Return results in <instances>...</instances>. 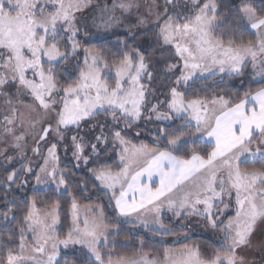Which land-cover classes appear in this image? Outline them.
Here are the masks:
<instances>
[{
    "label": "snow or ice",
    "instance_id": "snow-or-ice-1",
    "mask_svg": "<svg viewBox=\"0 0 264 264\" xmlns=\"http://www.w3.org/2000/svg\"><path fill=\"white\" fill-rule=\"evenodd\" d=\"M90 3L0 0L2 135L11 136V148L26 159V134H17L26 113L34 133L32 152L43 160L38 171L31 160L9 171L7 165L14 164L15 157L7 155L6 148L2 153L6 164L0 165L7 172L5 189L22 188L29 175L37 185H54V191L63 190L70 198L71 221L61 235L59 200L41 211L33 196L19 220L14 205L6 203L0 212L5 222L0 264H160L147 257L135 261L113 256L121 223L147 229L146 217L152 215L164 228L160 214L165 207L176 217H200L222 236L208 253L188 244L176 254L165 249L163 264H255L246 254L264 253V238L253 244L257 232L264 235V0H239L227 10H222L223 0H149L144 12L139 0H105L86 15ZM117 26L124 27L131 39L118 35L119 50L111 57L106 46H86ZM244 33L250 37L247 41ZM249 63L259 77L255 90L199 95L197 80L242 77ZM157 76L166 89L165 99L151 105L147 119L154 114L157 120L180 123L160 128L155 146L141 143L130 150L119 125L123 121L129 128L144 116L148 85ZM85 121L93 122L90 130L99 128L100 134L94 137L96 143L87 145L78 134L71 136L77 161L87 164L85 148L98 155L97 145H107L109 136L123 146L119 171L108 166L90 169L98 182L93 186L114 202V223H108L101 204L86 206L81 215V205L59 166L58 144L72 128H83ZM41 142L47 145L46 155ZM190 143L205 147H192L181 155ZM86 190L87 184L82 185L81 191ZM233 197L234 214L225 221L221 217L232 207ZM221 204L223 208H218ZM8 224H14V230ZM163 234L174 233L165 229ZM70 249L79 255H69Z\"/></svg>",
    "mask_w": 264,
    "mask_h": 264
},
{
    "label": "trees",
    "instance_id": "trees-1",
    "mask_svg": "<svg viewBox=\"0 0 264 264\" xmlns=\"http://www.w3.org/2000/svg\"><path fill=\"white\" fill-rule=\"evenodd\" d=\"M259 2V0H257ZM239 3V0H223L224 7L222 10H227L228 6ZM230 34V33H229ZM244 39L247 41L250 37L247 33H244ZM121 37L127 38L125 35ZM128 39V38H127ZM117 37L110 36L105 37L102 40H96L93 42H89L86 46H106V54L111 57V53L119 50V45L116 43ZM227 42V41H225ZM217 77H208L207 79L197 80L196 83L200 87L197 89L199 95L202 97H211L214 93L215 94H225L234 91H241V93L246 90L247 88L251 87L255 90L259 87V84H252V85H244V86H235V88L231 85L232 78L237 79V77H229L227 76L226 80L222 83L218 82L213 84L212 81L216 80ZM221 84V85H220ZM203 89V90H201ZM222 89L224 91H222ZM103 117V116H98ZM92 122H90L91 124ZM180 123V121H165V120H155L147 122L145 120H141L138 123L132 124L131 127L125 128L124 124H120L119 128L124 129L122 131V135L125 139L129 142L141 144L145 143L149 146H155L156 136L159 134L160 128H169L170 126H175V124ZM111 128L112 125L109 124ZM106 133V131H105ZM139 133V135H137ZM107 134V133H106ZM111 140V137L109 136ZM160 146L163 148L165 147V142L163 139L159 141ZM110 148V146L108 145ZM192 147H196L197 150L204 148L205 146L201 143H197L196 145H192L191 143L188 145L187 149L181 151V155L184 152L188 151ZM111 149V148H110ZM207 151H211V146L207 147ZM100 152V151H99ZM108 155V154H107ZM113 157L115 154L113 153ZM94 160L91 164L88 163L85 166H81L79 168H74L71 165L67 164H60V168L65 171L66 179L69 183V190L76 196L79 204H101L104 206L105 213L108 216V223H114L117 220L116 213L114 212L113 202L109 201L108 195L105 194V191L99 188H95L93 185L97 183L93 180L92 173L90 169L98 168L102 166L100 164L101 161L94 164ZM246 167V166H245ZM247 167H250L248 165ZM114 170V168H113ZM4 175V174H2ZM7 175V174H6ZM6 175L4 177L6 178ZM27 184L22 187V189H18L15 185H13L15 189L14 193V201L8 203L9 206L15 207V213L17 220H19L23 214L24 209L26 208L27 201H29L33 196L37 199V207L39 208H46L50 207L52 202L59 200L60 201V221H61V229L65 230L69 228L70 217L68 215L69 208H70V198L67 193L63 192V190L59 193L54 191L53 186L50 185H37L35 183V179L33 176L27 177ZM87 184V190L81 191L82 185ZM8 196H5L4 193L0 195V212L6 210V200ZM11 215V213H10ZM168 215V214H164ZM226 215V214H225ZM222 216L225 221L227 220L226 217ZM190 218V219H189ZM123 220V218H119ZM173 219V218H172ZM172 219L164 218L162 219V224L164 225V229L168 227V231L174 234H163L164 232H157V234H153L152 230L143 229L140 231L135 230L134 225L132 223H121L119 226V235L115 237L116 246L114 249V256L115 259L117 256H128L134 254H145L149 258H161L164 254L166 247H172L171 249L180 250L183 248L184 244H188L190 246L198 245L203 253L210 252L215 246H217L219 242V237L217 235L212 234L213 236H207L205 233H199L197 231L194 232L190 237L186 240L179 242V243H168L172 237L181 236L186 234V230L189 231V226L183 228L179 223L175 224L176 226H172L173 224ZM186 221L189 225L198 222V218L195 216H186ZM205 221V220H202ZM206 222V221H205ZM191 223V224H190ZM207 223V222H206ZM195 226V225H192ZM8 227L14 230V224H8ZM5 229V222L3 218L0 217V232H3ZM6 237V233H5ZM127 238V239H126ZM112 237H109V247H111ZM143 240V245H141L140 241ZM102 251L107 252V249H102ZM107 258V257H105Z\"/></svg>",
    "mask_w": 264,
    "mask_h": 264
},
{
    "label": "rangeland",
    "instance_id": "rangeland-1",
    "mask_svg": "<svg viewBox=\"0 0 264 264\" xmlns=\"http://www.w3.org/2000/svg\"><path fill=\"white\" fill-rule=\"evenodd\" d=\"M108 2L111 3V0H108ZM139 2L142 5L141 12L146 11V5L149 2V0H139ZM104 3H105V0H91V3L89 4V6L84 9V13L87 15V14H89L91 12L92 7L96 6L97 4H99L100 6H103ZM117 15H119V12H117ZM113 33H115V35ZM101 35L104 38L105 37H110V36L117 37L118 35L119 36H122V35L126 36V29L124 27H122V26H117L116 28H114L113 30H111L109 32H106V33L102 32ZM127 38L129 40L131 39L130 37H127ZM96 40L97 39H92L90 42H93V41H96ZM81 55H82V53H81ZM215 77H217L216 80L214 79V81H212L213 84L215 83V85L218 82L223 84V82L227 79L226 78L227 75H223V76L217 75ZM258 80H259V77H256L255 74L251 71V64L249 63L248 66L245 69L244 75L242 77H237V79L232 78L231 85L235 88V86H237V85L238 86H244L245 84L246 85L259 84L257 82ZM144 82L147 84V80H145ZM148 87L150 88V94L148 95L149 103L143 109L144 116L139 121H137L135 123H138L141 120L142 121L145 120L147 122L157 120L155 118L154 114L152 115V119L151 120L147 119V115H148L149 109L151 108V105L157 104L158 101H163L165 99L164 93H165L166 89L163 87L162 83L159 81V76H157V78H155L151 82V84L148 85ZM151 91L155 92L154 96L151 94ZM24 111H25L24 109H21V112H24ZM159 111L164 112V111H167V109H166V107H160ZM21 119H23L25 121V123L23 125V128H19V127L17 128V134H19L20 131H24L25 134H26V140L23 143L25 144L24 151L26 153L27 158L26 159H22L20 157V155L18 154V151L16 149H14V148H11V145L14 143L12 137L8 136L5 139L3 137V135H2V131H3L2 130V126H0V165L6 164L5 157H4V155H2V153H4V150L6 148H9L10 150L7 152V155L15 157V163L12 164V165H7V168H8L9 171H11V169L13 167L20 168L22 164L28 163L29 160H31L33 169L38 171V168L36 166L39 165V164H42L43 160H42L41 156L36 155V154H34L32 152V148L35 147V143H34V140H33L34 133H32L31 130L28 128V124H27L28 117H27V114L25 113V115L22 116ZM96 119L99 120V121H104L105 117H97ZM0 121H2V113H0ZM165 121H167V120H165ZM18 123H19V121H18ZM92 123L90 124L89 121H85V122H83V128H81V129L72 128L71 131H69L67 133V139L64 142H61V143L58 144L57 154L59 156V163L67 164V165L69 164V165L73 166L74 168H79L80 164H81V166L82 165L83 166L86 165L83 162V160L77 161L74 158V156H73V150L74 149H73L72 144H71V136L78 134L79 136L84 138L83 143H85L86 145L90 144V143H96L94 137L96 135L100 134V129L99 128H95V129L90 130ZM120 124H124V122L121 121ZM105 131H106V133H108V129H105ZM52 142H56L54 137H52ZM108 145L110 146L111 149L108 147ZM132 145L139 146L140 144L129 142L128 143V147H129L130 150H131V146ZM66 147H67V151L65 150ZM97 147H98V149L100 151L98 155L95 154V153H92L90 147H86L85 148L84 155L89 157L88 165L91 164V162L93 160L95 161L94 164L98 163L99 161H101L100 164H102V166L110 167L113 172L119 171V169L122 167L119 157H120V154L122 152L123 146L119 145L118 143H113L112 140L109 139V143L107 145L98 144ZM105 149H107V150L105 151ZM41 150H42V153L44 155L47 154V145H45L43 142H41ZM113 153L115 154V157H113L114 156ZM59 166H60V164H59ZM245 166L247 167L248 165H241L242 168H245ZM113 168H114V170H113ZM248 168H251V166L248 167ZM2 174L6 175L7 172L5 171V169L3 167H0V195H1V193H4L5 196H8V198L6 200V203H10L11 201L15 200L14 193H15V189L17 190V188H14L12 186V189H9V190L6 191L5 184H4V181H5L6 178ZM22 176H23V173H22ZM27 177H31V175H29ZM40 185H42V184H40ZM45 185H47V186L50 185V186L55 187L54 185H51V184H45ZM18 189H22V188H18ZM224 200H225V203H228V197H224ZM113 204H114V202H113ZM89 205H96V204H82L81 205V215L82 216L84 214V208L86 206H89ZM113 207H114V205H113ZM234 207H235V205H234V197H233L232 207L229 210L226 211V213H225L226 215L225 216L233 215L234 214ZM218 208H223V204L219 205ZM39 209L41 211H46V210H48V207L39 208ZM162 210H168V209H167V207H165ZM68 215L70 217V213H68ZM193 217H195V216H193ZM164 218H166V220L167 219L171 220L173 218L172 219L173 224H171L172 226H176L175 224L179 223L183 228H186V226L190 227L189 231H187V230L185 231L186 232L185 235L183 234L181 236H175V237H172L169 240H167V242L171 243V244L179 243V242H182V241L186 240L188 237H190L192 234H194L195 231H197L199 233H205L207 236H213L212 234L217 235L219 237L218 238L219 240H220V238L222 236V234L219 233V232H213L211 230V228L208 227V224L205 221H202L203 219H201L200 217H197L198 218L197 219L198 222H196L194 224L190 223L191 225H189L187 223V221L185 219L186 217H176L173 214V212L168 214V215H164V213L161 212V214H160V223L161 224H162V219L164 220ZM222 218L223 217H221V219ZM128 219H134V217L128 218ZM146 219L149 221V224H150V227L147 228V229H149V230L155 229L157 232H165L164 228H161L159 224L155 223V217L154 216L149 215V216L146 217ZM70 225H71V221L69 222V227H70ZM192 225H195V226H192ZM134 227H135L134 229L137 230V231H140V230L144 229V227L140 226V225L134 226ZM57 228L61 232V235H63L68 230V229H65V230L61 229V224L57 225ZM166 229L169 230L168 227H166ZM262 238H264V235H262L261 233L257 232L254 235V237H253L254 246L258 245L261 242ZM171 248L170 247H166V249H170L172 254L180 253L182 251L181 249H180L181 251L180 250L175 251V249H171ZM68 254L69 255H79V253H75L71 249L69 250ZM246 256H247V259L249 261H254L255 264H260L261 260L264 259V253H261V252H254L253 253V252L249 251L246 254ZM125 257H127V258H129L131 260L141 261L142 258H145L147 256L145 254H134V255H131V256L128 255V256H125ZM153 259L159 261L160 264H163V259H164L163 256L161 258H153Z\"/></svg>",
    "mask_w": 264,
    "mask_h": 264
},
{
    "label": "crops",
    "instance_id": "crops-1",
    "mask_svg": "<svg viewBox=\"0 0 264 264\" xmlns=\"http://www.w3.org/2000/svg\"><path fill=\"white\" fill-rule=\"evenodd\" d=\"M154 179V181L156 182V184H158V177H154L153 178ZM155 186V185H154ZM162 213H164V214H170V213H172V211H169V210H162ZM207 222V221H206ZM182 250V249H181ZM180 250V251H181ZM175 251H178L177 249H175ZM149 260H151V259H153V258H149V257H147Z\"/></svg>",
    "mask_w": 264,
    "mask_h": 264
}]
</instances>
